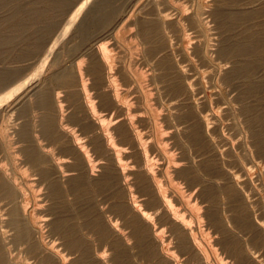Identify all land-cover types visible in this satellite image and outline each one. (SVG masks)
<instances>
[{
  "label": "rangeland",
  "instance_id": "rangeland-1",
  "mask_svg": "<svg viewBox=\"0 0 264 264\" xmlns=\"http://www.w3.org/2000/svg\"><path fill=\"white\" fill-rule=\"evenodd\" d=\"M263 33L264 0H0V183L17 194L0 190L8 264H167V256L171 264H202L203 256L264 264ZM102 141L123 159L115 188L99 184L112 162ZM141 170L155 177L194 248L183 250L178 225L142 188ZM80 174L82 189L73 179ZM121 201L131 203L120 210ZM133 202L147 212L145 243ZM16 206L34 250L14 238Z\"/></svg>",
  "mask_w": 264,
  "mask_h": 264
},
{
  "label": "bare ground",
  "instance_id": "bare-ground-1",
  "mask_svg": "<svg viewBox=\"0 0 264 264\" xmlns=\"http://www.w3.org/2000/svg\"><path fill=\"white\" fill-rule=\"evenodd\" d=\"M122 1V0H121ZM6 2V1H5ZM8 2H9V0H8ZM99 3H100V1H99ZM233 3V2H232ZM98 4V3H97ZM119 4V3H118ZM120 6H121V4H120ZM119 6V7H120ZM116 7H118V6H116ZM118 7V8H119ZM105 8H106V6H105ZM110 8H111V6H110ZM114 8V7H113ZM112 8V9H113ZM91 9V8H90ZM96 9V8H95ZM94 10V9H93ZM103 10V9H102ZM101 9L99 10V11H102ZM26 11H28V10H26ZM113 11H115V10H113ZM103 12H105V11H103ZM112 12V11H111ZM110 12V13H111ZM117 12V11H116ZM30 13H33V12H30ZM35 13V12H34ZM37 13V12H36ZM92 13V12H91ZM39 14V13H38ZM105 14H107V12L105 13ZM103 15V16H105L106 18H108L107 16L108 15ZM89 15H91V14H89ZM98 15V14H97ZM96 15V16H97ZM100 15V14H99ZM31 16H33V15H31ZM34 16H36V14L34 15ZM103 16H100V17H103ZM110 17V16H109ZM241 17V16H240ZM104 18V17H103ZM105 18V19H106ZM242 18H246V17H242ZM241 18V19H242ZM99 19V18H98ZM102 19V18H101ZM100 19V20H101ZM96 20H97V18H96ZM105 21H107V19L105 20ZM104 21V22H105ZM109 21H110V19H109ZM85 22V21H84ZM93 22V21H92ZM103 22V23H104ZM219 22H221V21H219ZM91 23V22H90ZM107 23V22H106ZM82 24V23H81ZM89 26V25H88ZM148 26V25H147ZM157 26V25H156ZM248 26V25H247ZM85 27L87 28V26L85 25ZM149 28L148 29H150V26H148ZM88 28H90V27H88ZM143 30H144V27L142 28ZM156 29V28H155ZM154 29V30H155ZM88 30H90V29H88ZM87 30V31H88ZM142 30V31H143ZM146 31H147V29H145ZM157 30V29H156ZM85 31H86V29H85ZM86 31V32H87ZM145 31V32H146ZM85 33V32H84ZM88 34V33H87ZM86 34V35H87ZM83 35V34H82ZM90 35V34H89ZM263 35H264V33H263ZM88 36V35H87ZM87 36H85V37H87ZM256 39V38H255ZM150 40V39H149ZM257 40V39H256ZM255 42V41H254ZM252 43V42H251ZM224 44V43H223ZM236 44V43H235ZM253 44V43H252ZM255 45V44H254ZM252 47L250 46V45H246V46H244V47H242L241 48V50H243L244 52H248V51H250V49H251ZM225 51H226V49H225ZM227 51H230V50H227ZM96 66V65H95ZM251 66V65H250ZM101 67V66H100ZM245 67H247V66H245ZM245 67H243V68H241V69H238L237 71H241V70H245ZM251 68H252V66H251ZM101 69V68H100ZM98 70V69H97ZM233 70V69H232ZM235 70V69H234ZM258 70H259V68H258ZM101 71V70H100ZM243 75V74H242ZM170 76V75H169ZM228 76V75H227ZM235 76V75H234ZM247 76V75H246ZM66 77V76H65ZM71 77H73V76H71ZM233 77V76H232ZM252 79V78H251ZM250 82H252V81H250ZM256 82V81H255ZM260 83V82H259ZM258 84V83H257ZM240 86V85H239ZM257 86V85H256ZM258 86H260V85H258ZM246 87V86H245ZM252 88H253V86H252ZM255 88V87H254ZM244 90V89H243ZM257 89L255 88V91H256ZM48 93V92H47ZM120 93V92H119ZM180 93V92H179ZM256 93V92H255ZM43 94V93H42ZM252 94V93H251ZM246 95V94H245ZM44 96V100L46 101V94L45 95H43ZM39 97H41V96H39ZM173 97V96H172ZM109 98V97H108ZM174 98V97H173ZM262 101L264 100V99H261ZM108 101H111L110 99H108ZM249 101V100H248ZM252 101V100H251ZM48 102V101H47ZM107 102V101H106ZM116 104V103H115ZM262 106H263V104H262ZM125 109V108H124ZM193 111V110H192ZM246 113V112H245ZM120 115H121V113H120ZM128 115V114H127ZM186 117H188L187 115H186ZM190 117V116H189ZM256 118H258V117H256ZM121 119V118H120ZM131 119V118H130ZM199 119V118H198ZM106 121V120H105ZM118 122V121H117ZM125 123L126 122H128L127 120H125L124 121ZM194 122V121H193ZM121 124V123H120ZM208 124V123H207ZM253 124V123H252ZM125 125V124H124ZM262 125V124H261ZM122 127V126H121ZM46 131L48 132V133H50V134H53L54 133V129L52 128V123H51V121H47V123H46ZM109 128V127H108ZM122 129L124 130V129H127V126H123L122 127ZM132 129V128H131ZM200 128L198 127V128H195V132H194V139L196 140V141H200L201 140V138H202V133H201V131L199 130ZM118 130H119V128H118ZM263 131H264V127H263ZM25 132V131H24ZM130 132V131H129ZM259 132V131H258ZM261 132V131H260ZM121 133V132H120ZM25 134H26V132H25ZM56 135V134H55ZM257 135V134H256ZM111 137H112V135H111ZM205 137V136H204ZM107 139V138H106ZM111 139V138H110ZM132 139H133V150H134V147L135 148H137V150H138V152L143 156V153H142V151H141V141H140V139L138 138V137H136V135H133V137H132ZM146 139V138H145ZM104 140V139H103ZM112 140V139H111ZM123 140V139H122ZM193 141V140H192ZM258 141H259V139H258ZM104 141H102V142H100V144H98L97 146H98V149L100 150V152H104L105 153V151H107V152H109V155L108 156H110L111 157V159H112V162L110 163V165L106 168V170H105V172H103L104 174L102 175V177L100 178V181H99V184H100V186H102L103 188L105 187H111V188H115V187H117V184H118V179H120V177L122 176V175H124V174H126V173H124L125 171L123 170V159H122V156L120 157V155H118L119 153H118V147L117 146H115V145H112V144H110V143H103ZM262 143H264L263 141H262ZM71 147V146H70ZM72 148V147H71ZM209 148V147H208ZM154 149V148H153ZM64 150V149H63ZM66 150V149H65ZM71 150V149H70ZM105 150V151H104ZM205 153V152H204ZM215 154L216 155H218L216 152H215ZM69 155V154H68ZM127 155V154H126ZM214 155V154H213ZM212 155V156H213ZM215 156V155H214ZM30 157H31V159L35 162V163H38V162H40V159H41V157L39 156V154H38V152L36 151V150H34V149H30ZM155 157V156H154ZM149 158V157H148ZM180 161V160H179ZM33 162V163H34ZM91 163V162H90ZM139 163V162H138ZM145 163V162H144ZM131 164V163H130ZM183 164H184V161H183ZM179 165V164H178ZM219 165V164H218ZM47 166V165H46ZM91 166V165H90ZM176 166V165H175ZM180 166V165H179ZM206 166H208V165H206ZM182 167V166H181ZM77 168V167H76ZM139 168L141 169V167L139 166ZM138 168V169H139ZM176 168V167H175ZM190 168V167H189ZM135 169H137V168H135ZM153 169V168H152ZM212 169V168H211ZM49 171V170H48ZM178 171H180V170H178ZM208 170H206V172H207ZM218 171V170H217ZM224 171V170H223ZM47 172V171H46ZM136 172V170L134 171V170H131L130 171V174L131 173H135ZM181 172H183V173H185V174H187L188 173V171L186 170V169H182V171ZM219 172V171H218ZM128 173V172H127ZM137 173V172H136ZM135 173V174H136ZM44 174V173H43ZM46 174V173H45ZM47 174H49V173H47ZM172 174V173H171ZM132 175V174H131ZM134 175V174H133ZM138 177H139V179H140V184L142 185V188H144V190H149L150 191V193L151 194H153L152 196H153V198H154V200H156L157 202H159V204H160V207H162L163 208V210L165 211L164 213H165V215H168L170 218H171V221L173 222V223H175L176 225H178L177 226V228L178 229H180L179 230V233L182 235L181 236V247L183 248V250L184 249H186V250H188L189 248L191 249V248H194L195 247V244H196V242L197 241H195V239L193 238V236H192V234H191V232L189 231V229L187 228V226L184 224V222H183V220H181L180 219V217L178 216H176L175 214H174V210H172L173 209V206H172V209H171V207H170V205H169V202H168V200H167V198L165 197V196H163L161 193H160V187H159V185H158V183L156 182V180H155V177L154 176H152L148 171H146V170H141L139 173H138ZM243 175V174H242ZM215 176V175H214ZM126 177V176H125ZM217 177H219V176H217ZM174 178V177H173ZM196 178V177H195ZM73 179H75V185L79 188V189H82V188H84L85 186H86V176L85 175H82V174H80V175H78V176H76V177H73ZM136 179V178H135ZM237 179V178H236ZM132 180V179H131ZM55 181V180H54ZM194 181V180H193ZM8 183V182H7ZM60 184V183H59ZM210 184V183H209ZM13 185V184H12ZM52 185H53V192H54V194L58 197L59 196V193H60V188H59V185H58V183H56V182H53L52 183ZM138 185V184H137ZM222 185V184H221ZM133 186V185H132ZM215 186V185H214ZM213 185L212 186H210V188L211 187H214ZM16 187V186H15ZM205 187H207V186H205ZM75 188V187H74ZM209 188V187H208ZM208 188H206V189H208ZM101 189V188H100ZM205 189V190H206ZM0 190L4 193V194H6V195H14V191H13V188L10 186V185H8V184H6V183H0ZM143 190V189H142ZM147 190V191H148ZM212 190V189H211ZM139 191H141V190H139ZM215 192H217V191H215ZM149 193V192H148ZM206 193H208V192H206ZM3 194V195H4ZM216 194V193H215ZM15 195H17V194H15ZM13 196V197H15V198H17L16 196ZM212 195H214V194H212ZM119 196V195H118ZM148 196V195H147ZM203 196V195H202ZM204 196H206V197H208L209 195H204ZM240 196V195H239ZM237 197V196H236ZM210 198H211V195H210ZM241 198V197H240ZM130 199V198H129ZM234 199V198H233ZM14 200V199H13ZM90 200V199H89ZM155 201V202H156ZM172 201V200H171ZM176 201V200H175ZM16 203V202H15ZM87 203H89L88 201H87ZM129 203H131V202H129ZM128 203V204H129ZM137 203V202H136ZM136 203H132L131 204V207L134 209V210H136L138 213L137 214H135V217L133 218V224H134V226L136 227V231L139 233V235H140V240H141V242L142 243H145L146 241H148V237H149V229H147V225L146 224H144L143 222H142V220L143 221H145L146 222V220H148V218H147V212L146 211H142L141 209V211L138 209V206H137V204ZM17 204V203H16ZM90 204V203H89ZM128 204L127 203H125L124 201H121L120 203H118V208L120 209V210H125V209H127L128 208ZM198 204V203H197ZM158 205V204H157ZM130 206V205H129ZM17 207V206H16ZM85 207V206H84ZM204 207V206H203ZM207 207V206H206ZM212 207V206H211ZM13 208V207H12ZM58 208V207H57ZM130 208V207H129ZM38 209V208H37ZM181 210V209H180ZM176 212V211H175ZM215 212V211H214ZM41 213V212H40ZM65 213V212H64ZM213 213V212H212ZM163 214V213H162ZM218 214V213H217ZM216 214V215H217ZM247 214H249V213H247ZM212 215V214H211ZM214 215V214H213ZM212 215V216H213ZM8 217V216H7ZM237 217V216H236ZM11 218V220H10V224L13 226V228L16 230V234H15V236H14V238H15V240L17 239L19 242H30V246H31V249H35V243L32 241V230H31V226H30V224H29V222L26 220V218H24V216H23V214H22V212H21V209L20 208H15V209H13V212H12V217H10ZM205 218H207V217H205ZM49 219V218H48ZM48 219H46V220H48ZM162 219V218H161ZM167 219V218H166ZM242 219V223L244 224V226L246 225V226H249V225H251L249 222H251L252 220H250L249 222L244 218V217H242L241 218ZM261 219V218H260ZM9 220V219H8ZM153 220V219H152ZM239 220V219H238ZM131 221V220H130ZM155 221V220H154ZM90 223V222H89ZM239 223V222H238ZM241 223V222H240ZM242 224V225H243ZM255 225V224H254ZM262 225V224H261ZM8 226V225H7ZM95 226L99 229V231L102 233V234H106V233H108V228L106 227V225H104L102 222H100V221H95ZM233 226V225H232ZM2 227V226H1ZM172 227V226H171ZM254 227V226H253ZM2 228H4V227H2ZM176 228V229H177ZM246 228H248V227H246ZM262 228V227H261ZM12 230V229H11ZM261 230V229H260ZM255 231V230H254ZM220 232V231H219ZM225 232V231H224ZM177 233V232H176ZM133 234V233H132ZM255 234V233H254ZM259 234V233H258ZM171 235V234H170ZM256 235V234H255ZM93 236V235H92ZM228 236V235H227ZM227 236H225V237H227ZM258 236V235H257ZM231 237V236H230ZM7 238V237H6ZM220 238V237H219ZM223 238V237H222ZM228 238V237H227ZM237 239V238H236ZM257 241H259V242H261V243H264V237L263 236H258L257 237ZM9 240V239H8ZM228 240H229V238H228ZM230 240H232V239H230ZM10 241V240H9ZM237 241H238V239H237ZM12 242V241H11ZM10 242V243H11ZM76 242H78L77 240H74L73 241V244H76ZM227 242V241H226ZM229 242V241H228ZM232 242H234V245H235V241H232ZM14 243V242H13ZM37 244V243H36ZM141 244V243H140ZM178 244H180V243H178ZM224 245V244H223ZM233 245V244H232ZM262 245V244H261ZM19 246V245H18ZM136 246V245H135ZM142 246V245H141ZM174 247V246H173ZM180 247V246H179ZM13 248V247H12ZM146 248V247H145ZM230 248V247H229ZM232 249V248H231ZM151 251H152V248H151ZM156 251V250H155ZM179 251H181V250H179ZM189 251H191V250H189ZM188 251V252H189ZM198 251V250H197ZM12 252V251H11ZM150 252V251H149ZM182 252V251H181ZM187 252V251H186ZM258 252V251H257ZM153 253V252H152ZM235 253V252H234ZM120 255V254H119ZM180 255L182 256V254L180 253ZM195 255V254H194ZM125 256H128V255H125ZM152 256V255H151ZM192 257V256H191ZM245 257V256H244ZM128 258V257H127ZM161 258H164V257H161ZM190 258V257H189ZM229 258V257H228ZM243 258V257H242ZM258 258V257H257ZM171 256H167V258L166 259H164V261L167 263V264H171ZM191 259V258H190ZM226 259V258H225ZM98 260V259H97ZM129 260V259H128ZM128 260H126V262L128 261ZM160 260H162V259H160ZM192 260V259H191ZM201 260H202V264H207V262H206V260H205V258H204V256L203 257H201ZM200 260V261H201ZM245 260H246V258H245ZM244 260V261H245ZM157 261V260H156ZM189 261V260H188ZM197 261V260H196ZM247 261V260H246ZM248 261H249V259H248ZM163 262V261H162ZM199 262V261H198ZM8 264V261H7V256H6V253H5V251H4V248H3V246H2V243L0 242V264ZM124 263V262H123ZM158 263V262H157ZM159 263H160V261H159ZM244 263H246V262H244ZM253 263V262H252ZM29 264V263H28ZM182 264V263H181ZM255 264V263H254Z\"/></svg>",
  "mask_w": 264,
  "mask_h": 264
}]
</instances>
